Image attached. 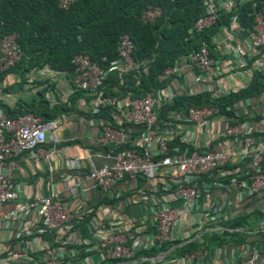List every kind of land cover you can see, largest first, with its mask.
Listing matches in <instances>:
<instances>
[{"label": "crops", "instance_id": "0c3cea01", "mask_svg": "<svg viewBox=\"0 0 264 264\" xmlns=\"http://www.w3.org/2000/svg\"><path fill=\"white\" fill-rule=\"evenodd\" d=\"M215 41L214 57L221 59L223 63L218 65L221 67L220 77L217 80L209 79L208 73L201 72L189 62H179L177 71L169 79L166 88L156 93L159 108L170 102L172 96L194 94L205 90L223 93L248 86L251 73L247 67L237 65L234 67L226 60L231 57V50L235 44L243 43L249 49L252 47L246 35L226 29L215 38ZM260 54L259 50L252 48L244 59L249 62ZM112 66L123 68L124 64L118 60ZM75 87L74 73L51 71L47 68L25 74L22 71L11 72L0 82V101L12 108L16 107L20 100L31 102L36 97H43L51 108L64 105L68 107L66 112L57 117L59 127L55 133L60 138V144L49 160L46 159V154L53 148V144L49 141L35 152H22L13 156L11 160L16 163L14 178L21 184L22 199L46 196L53 189L61 193L73 216L66 229L59 228L50 232L40 231L43 229V224L36 214L4 220L0 228V264H31L32 255L49 248L61 252L67 258L68 264L100 262V253L90 250V246L96 244L99 238L97 227L100 224L110 222V216L119 217L125 231L136 239L139 228H135L134 224L144 223L142 229L151 232L157 223L155 214L162 207L164 200L169 197L163 196L160 191V183H163L160 177L146 179L142 176L129 175L110 190H104L90 177L93 169L110 159L108 155L114 153L115 148L101 139V129L105 120L91 113L95 100L87 92L81 93L74 100L71 99ZM124 102L122 113L116 114L118 123L126 118V114L132 108L128 98ZM237 113L245 118L246 125L254 132L255 138L262 142L264 95L242 101ZM171 115L170 120L175 121V127L184 130L183 139L193 138L192 143L195 146L204 147L208 144L207 146L212 145L213 149L224 152H230L233 148V139L225 136V128L230 122L226 117L214 115L211 118V126L204 128L187 119L188 107L173 111ZM6 116H8L6 109L0 106V119ZM126 132L131 143H135L142 134L136 127H129ZM235 162H240L238 175L245 177L248 172L256 170L254 164H248L249 161ZM218 177L224 185H214L201 192L196 202L191 204V210H182L186 208L182 199L175 201L168 198L170 200L168 203L179 207L180 210L179 219L172 230L175 237L188 238L194 234L195 238L200 237L202 230L206 228L207 221L204 214L223 222L238 215L254 214L259 209L264 212V197L249 195L246 190L236 185H227L225 177L222 180L220 173ZM16 203L18 202L6 204L4 210L10 211ZM258 222L259 227L251 233L254 236L250 237L251 240L263 239L258 246L242 242L226 244L197 253L194 258L187 262L183 261V264L198 262L220 264L239 260L242 257L249 258L252 257L251 253L254 249L258 252V263L264 264V235L259 234L264 231V217H259ZM219 228L218 225L214 229ZM41 233L49 238L42 237ZM67 238L71 243L82 245L83 253L80 254L81 251L78 249L75 251L72 248L60 247L65 244L63 241ZM141 244L144 245L145 242L141 241ZM84 253L91 255L88 257L83 255Z\"/></svg>", "mask_w": 264, "mask_h": 264}, {"label": "built area", "instance_id": "2783aa9c", "mask_svg": "<svg viewBox=\"0 0 264 264\" xmlns=\"http://www.w3.org/2000/svg\"><path fill=\"white\" fill-rule=\"evenodd\" d=\"M74 1L59 0V6L69 9ZM247 1L249 0H204L206 11L197 20L195 30L201 32L215 24L222 9L229 10L238 2L245 3ZM161 14L160 7L150 6L144 12L143 19L153 22ZM226 29L243 33L252 46L249 49L243 43L235 44L231 50V57L226 60L234 67L236 65L247 66L249 62L244 59V56L254 48L262 53L260 56L252 58V63L264 72V8L256 12L253 28H242L237 17H234L233 24ZM213 42H216L215 39ZM134 49L135 43L130 35L122 34L119 40V60L124 66L134 64L132 57ZM24 54L25 51L17 40V33H8L1 37L0 73L18 63ZM181 61L189 62L201 72L208 73L209 79L217 80L221 75V67L218 65L222 63V60L212 56L206 41H203L198 49L192 50ZM71 62L75 66L74 80L77 88L95 93L104 84L108 71L99 62L94 61L89 54L77 53ZM177 67L178 65L166 68L158 77L160 82L170 79L176 73ZM248 70L252 76L253 71ZM156 93L157 91L148 92L141 98L129 100L132 108L126 114V118L124 117V121L131 124V127L139 128L142 132L135 143H131L126 131L115 128L111 120H105L101 129V139L106 144L112 145L115 151L108 155L110 157L108 161L91 171L90 177L93 180L104 190H110L129 175L142 176L146 179L160 177L161 182L163 180V183H160V191H162L163 196L167 195L169 199L172 198L175 201L182 199L186 207L182 210H191V204L196 202L201 192L214 185H224L222 181H219L218 174L220 173L221 179L224 180V176L229 172L224 169L227 163L243 160L244 162L249 161L248 164H254L256 170L248 172L245 177L238 175L231 181H226L227 185H236L244 191L246 190L249 195L255 194L264 197V140L260 142L255 138L254 132L246 125V120L235 124L228 123L226 126L225 136L232 138L234 142L230 152L217 149L200 152L197 148L204 149L208 144L204 147L195 146L192 143L193 138L185 140V144L172 149L170 141L176 135H181L183 139L184 130L177 129L174 120L165 122L163 126L159 124V106ZM219 93L217 92V94ZM174 98L175 96H172L171 101ZM94 100L95 104L91 109L93 115H97L104 108L111 106L117 107L122 113L125 104L124 99L119 95H102ZM217 112L216 107H188L187 119L207 128L211 126V118ZM236 120H240V117ZM58 127V119H43L34 112H27L17 117L6 116L0 119V228L6 219H16L23 215L30 217L32 214H36L41 219L43 224V229H40L41 232L59 228L66 229L69 221L73 220L71 211L66 206L61 193L53 189L46 196L22 199L20 195L21 184L14 178L16 163L11 160L13 156L19 153L35 152L47 141L53 144V148L46 154V159L49 160L60 144V138L55 133ZM122 145L125 147L119 149ZM215 169H218V172L212 181L204 184L199 182L198 179L203 173H209ZM232 172L239 174V168L232 170ZM189 183L194 184L188 185ZM168 198L164 200L162 207L155 214L157 223L151 232H145L142 229L144 223L137 225L136 222L134 225L135 228H139V231L135 239V236L131 237L130 233L125 231L119 217L110 216V222H103L97 227L99 238H97L96 244L90 246V250L99 252L101 261L105 259L121 261L117 264H126L127 262L124 260L134 261V264H175V262L183 264V261L187 262L194 258L197 254L186 255L169 262L165 260L166 258H162L161 252L155 256L136 259V255L142 249H150L165 241L178 238L174 236L172 230L179 219L180 210L179 207L171 206L168 203L170 201ZM14 201L18 203L13 209L6 212L4 206ZM204 215L207 221L205 226L210 222L219 221L208 214ZM108 224L109 227L107 228ZM141 241L145 244L142 245ZM63 243L69 244L71 242L67 238ZM257 254V250L254 249L251 253L252 257H242L239 260L220 264H259ZM35 257L32 258L31 264H68L67 258L61 252L54 250L51 252L49 249L42 250ZM197 264L203 263L198 262Z\"/></svg>", "mask_w": 264, "mask_h": 264}, {"label": "trees", "instance_id": "16d2710c", "mask_svg": "<svg viewBox=\"0 0 264 264\" xmlns=\"http://www.w3.org/2000/svg\"><path fill=\"white\" fill-rule=\"evenodd\" d=\"M150 6L160 7L162 10V14L153 22L143 19L144 12ZM263 8L264 0L238 2L229 10L222 9L217 22L211 27L197 32L195 24L206 11L204 0H75L69 9L61 8L59 0H0V38L8 33H17V40L25 51L18 63L0 73V82L15 71L25 74L47 68L73 74V56L77 53H87L106 68L107 77L95 93L75 87L72 100L83 92L90 94L92 99L102 95H119L124 100L141 98L148 92H156L166 87L169 79L160 82L159 75L166 68L177 66L182 58L188 56L192 50L198 49L203 41L208 43L212 56H215L213 41L226 28L231 27L234 17H237L242 28H253L255 14ZM126 33L135 43L132 54L134 64L112 69L113 63L120 59V36ZM247 69L253 71L247 87L219 94L205 90L179 95L159 108V124L163 126L172 118L173 111L183 107H216L218 112L215 116L226 117L230 124L243 122L245 118L237 113L239 104L264 95V72L255 67L252 61H249ZM0 106L6 109L8 117L34 112L43 119H52L68 110L65 105L51 108L43 97H36L31 102L20 100L14 108L0 101ZM119 113L117 107L111 106L95 116L102 120H111L115 128L127 131L131 124L124 120L121 123L116 122V114ZM238 117L240 120L237 121ZM184 142L181 135H176L170 141V146L174 149L185 144ZM211 146L197 149L203 152L212 150ZM124 147L125 145H122L119 149ZM239 167L240 162H229L224 166V169L229 171L224 176L226 181L238 177V173L232 170ZM216 175V171L203 173L198 180L204 184L212 181ZM259 217H264V212L260 209L254 214L238 215L223 222H210L202 230L200 237L189 241L195 237L194 234L189 238L165 241L153 248L142 249L136 259L158 255L172 245L180 243L185 244L174 249L166 257V261L172 262L192 253L206 252L231 243L242 242L258 246L263 239L251 240L250 237L254 236L251 233L259 227ZM218 225L220 229H214ZM259 234L264 235V231ZM41 236L49 238L44 233H41ZM81 246L74 243L60 245L78 249L82 254ZM49 251H53L52 248H49ZM35 255H32V258ZM83 255L89 257L91 253ZM124 261L126 264H134V261ZM119 262L121 261L105 259L98 264Z\"/></svg>", "mask_w": 264, "mask_h": 264}, {"label": "water", "instance_id": "95a60500", "mask_svg": "<svg viewBox=\"0 0 264 264\" xmlns=\"http://www.w3.org/2000/svg\"><path fill=\"white\" fill-rule=\"evenodd\" d=\"M185 243H180V244H176V245H173L171 246L168 250H166L165 252L161 253V256L162 258H166V256L171 252L173 251L175 248L177 247H180V246H183Z\"/></svg>", "mask_w": 264, "mask_h": 264}, {"label": "clouds", "instance_id": "9594fccd", "mask_svg": "<svg viewBox=\"0 0 264 264\" xmlns=\"http://www.w3.org/2000/svg\"><path fill=\"white\" fill-rule=\"evenodd\" d=\"M261 53H262V52H261ZM247 66H248V65H247ZM247 66H246V67H247ZM55 119H58V118H55ZM219 229H220V228H219ZM190 237H191V236H190ZM186 238H187V237H186ZM188 238H189V237H188ZM197 238H198V237H197ZM176 239H182V238H176ZM183 239H184V238H183ZM194 239H195V237H194L193 239H190L189 241H192V240H194ZM189 241H186V243H188ZM174 245H176V244H174ZM255 245H256V244H255ZM172 246H173V245H172ZM175 249H176V248H175ZM163 252H165V251H163ZM163 252H162V253H163ZM171 252H172V251H171ZM171 252H170V253H171ZM170 253H169V254H170ZM202 253H203V252H202ZM169 254H168V255H169ZM194 254H197V253H192V255H194ZM168 255H167V256H168ZM167 256H166V257H167Z\"/></svg>", "mask_w": 264, "mask_h": 264}]
</instances>
